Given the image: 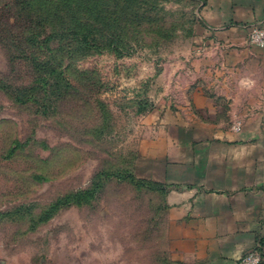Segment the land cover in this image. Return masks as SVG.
Wrapping results in <instances>:
<instances>
[{
  "label": "rangeland",
  "instance_id": "rangeland-1",
  "mask_svg": "<svg viewBox=\"0 0 264 264\" xmlns=\"http://www.w3.org/2000/svg\"><path fill=\"white\" fill-rule=\"evenodd\" d=\"M195 6L0 0V264H175L143 136L202 82Z\"/></svg>",
  "mask_w": 264,
  "mask_h": 264
},
{
  "label": "crops",
  "instance_id": "crops-1",
  "mask_svg": "<svg viewBox=\"0 0 264 264\" xmlns=\"http://www.w3.org/2000/svg\"><path fill=\"white\" fill-rule=\"evenodd\" d=\"M195 1L199 46L183 71L202 82L173 84L175 112L151 116L143 155L151 178L170 187L171 260L233 264L264 241V47L247 42L251 27L264 28V0Z\"/></svg>",
  "mask_w": 264,
  "mask_h": 264
},
{
  "label": "built area",
  "instance_id": "built-area-1",
  "mask_svg": "<svg viewBox=\"0 0 264 264\" xmlns=\"http://www.w3.org/2000/svg\"><path fill=\"white\" fill-rule=\"evenodd\" d=\"M247 42L251 45L264 47V28L259 26L251 27L247 34ZM240 125V122L237 121L233 129L238 130ZM261 260V253L255 248L245 252L233 264H260Z\"/></svg>",
  "mask_w": 264,
  "mask_h": 264
},
{
  "label": "trees",
  "instance_id": "trees-1",
  "mask_svg": "<svg viewBox=\"0 0 264 264\" xmlns=\"http://www.w3.org/2000/svg\"><path fill=\"white\" fill-rule=\"evenodd\" d=\"M51 73H53V70L51 71ZM257 250H259V252L261 253V263L260 264H264V241L260 240L259 245L256 247Z\"/></svg>",
  "mask_w": 264,
  "mask_h": 264
}]
</instances>
